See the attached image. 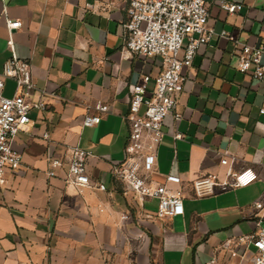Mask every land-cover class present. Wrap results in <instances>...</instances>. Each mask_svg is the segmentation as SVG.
Masks as SVG:
<instances>
[{
  "label": "crops",
  "instance_id": "1",
  "mask_svg": "<svg viewBox=\"0 0 264 264\" xmlns=\"http://www.w3.org/2000/svg\"><path fill=\"white\" fill-rule=\"evenodd\" d=\"M209 1L215 33L183 69L182 115L166 116L151 173L159 182L179 176L167 183L185 191L183 212L162 218L156 199L141 205L113 173L125 156L130 87L147 74L151 88L162 69L160 56L123 54L124 4L0 0V70L12 54L28 60L34 97L47 103L29 112L14 142L21 164L0 182V264H253L250 236L264 227V77L237 64L241 44H264V0H231L242 4L234 13ZM8 18L22 25L10 31ZM3 92L13 95L15 81L7 79ZM98 101L109 110L83 124ZM75 145L90 151L87 172L104 188L67 184V165L47 174L49 156L64 157ZM248 167L257 178L247 185L195 191L207 174L223 180L229 169Z\"/></svg>",
  "mask_w": 264,
  "mask_h": 264
},
{
  "label": "built area",
  "instance_id": "2",
  "mask_svg": "<svg viewBox=\"0 0 264 264\" xmlns=\"http://www.w3.org/2000/svg\"><path fill=\"white\" fill-rule=\"evenodd\" d=\"M117 2L124 4L126 10L123 54L160 56L162 69L154 78L151 88V77L147 74H143L130 87L129 110L125 116L129 125L125 156L114 165L113 173L124 183L125 191L131 192L141 205L148 198L156 199L158 217L174 216L183 212L185 191L182 186L172 187L167 182H180V177L169 174L167 182H159L151 178V173L157 168L166 116L173 111L178 120L182 115L176 111V107L186 80L183 69L192 65L198 48L215 33L210 22V1L112 0V3ZM219 5L230 13L242 7L241 3L231 0H219ZM7 24L12 31L20 27L22 21L8 18ZM219 34L233 39L227 30H221ZM237 68L242 72L249 71L256 78H263L264 44H241ZM7 79L15 81V92L11 96L3 92ZM35 92L30 62L12 54L0 70V182L8 169H16L21 164L23 155L14 142L17 133L30 120L29 112L47 107L41 96L34 97ZM94 108L97 113L85 114L83 124H97L109 110V105L98 101ZM43 136L48 138V132H44ZM174 137H182V133L176 132ZM89 155L87 149L71 146L64 157L49 156L47 174L54 176L58 169L67 165V184L79 191L90 186L104 188L103 183H93L87 172L86 159ZM227 162V158L221 159L222 164ZM226 175L228 178L223 180L213 174L195 180L196 193L201 195L214 192L218 187L226 189L247 185L257 178V172L251 167L237 172L229 169ZM262 205L263 200L256 201L254 209ZM254 214L259 215L257 211ZM123 217L127 218L128 214ZM250 237L255 247L253 264H264V227Z\"/></svg>",
  "mask_w": 264,
  "mask_h": 264
}]
</instances>
